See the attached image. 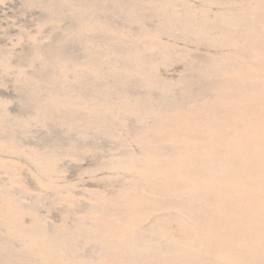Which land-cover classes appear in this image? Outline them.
<instances>
[{"label": "rangeland", "instance_id": "374dc122", "mask_svg": "<svg viewBox=\"0 0 264 264\" xmlns=\"http://www.w3.org/2000/svg\"><path fill=\"white\" fill-rule=\"evenodd\" d=\"M252 260L264 0H0V264Z\"/></svg>", "mask_w": 264, "mask_h": 264}, {"label": "bare ground", "instance_id": "6f19581e", "mask_svg": "<svg viewBox=\"0 0 264 264\" xmlns=\"http://www.w3.org/2000/svg\"><path fill=\"white\" fill-rule=\"evenodd\" d=\"M162 164V163H161ZM178 169L179 170H181L182 171V169H180V167H178ZM157 171H159V173L161 172V169H160V167L158 166L157 167ZM234 257H236V256H234ZM237 259H238V257H237ZM254 263H256V264H259L256 260H252ZM240 262V261H239ZM242 262V261H241ZM226 263V262H225Z\"/></svg>", "mask_w": 264, "mask_h": 264}]
</instances>
